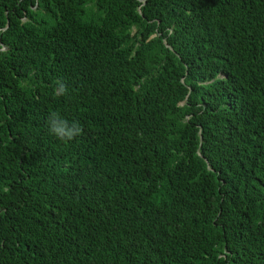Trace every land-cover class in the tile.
<instances>
[{"label":"trees","instance_id":"obj_1","mask_svg":"<svg viewBox=\"0 0 264 264\" xmlns=\"http://www.w3.org/2000/svg\"><path fill=\"white\" fill-rule=\"evenodd\" d=\"M0 264H264V0H0Z\"/></svg>","mask_w":264,"mask_h":264},{"label":"clouds","instance_id":"obj_2","mask_svg":"<svg viewBox=\"0 0 264 264\" xmlns=\"http://www.w3.org/2000/svg\"><path fill=\"white\" fill-rule=\"evenodd\" d=\"M67 93V86L61 81H57L56 95ZM48 132L62 141H70L78 136L82 129L78 121L69 122L57 112H52L47 118Z\"/></svg>","mask_w":264,"mask_h":264},{"label":"water","instance_id":"obj_3","mask_svg":"<svg viewBox=\"0 0 264 264\" xmlns=\"http://www.w3.org/2000/svg\"><path fill=\"white\" fill-rule=\"evenodd\" d=\"M142 3H144L145 2V0H140Z\"/></svg>","mask_w":264,"mask_h":264}]
</instances>
